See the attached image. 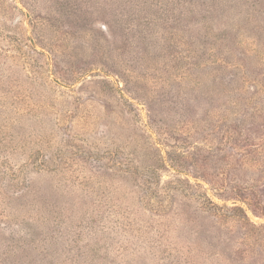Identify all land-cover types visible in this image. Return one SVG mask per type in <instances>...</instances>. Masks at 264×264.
<instances>
[{"label": "rangeland", "instance_id": "1", "mask_svg": "<svg viewBox=\"0 0 264 264\" xmlns=\"http://www.w3.org/2000/svg\"><path fill=\"white\" fill-rule=\"evenodd\" d=\"M248 3L0 0V264H157L163 246L181 264H264L248 250L264 226V0ZM116 167L244 215L144 194Z\"/></svg>", "mask_w": 264, "mask_h": 264}, {"label": "trees", "instance_id": "2", "mask_svg": "<svg viewBox=\"0 0 264 264\" xmlns=\"http://www.w3.org/2000/svg\"><path fill=\"white\" fill-rule=\"evenodd\" d=\"M251 1L245 0L246 3H248V2L251 3ZM163 165L165 166V168L169 167V165H168V163H166V161L163 162ZM159 172L160 171H158V169L152 168V169H146L144 172H140V174H139V171H136L134 169H126V168L116 167L112 171V174L117 175V177L119 179H122V180H123V178L127 179V177H131L135 180L137 179L138 182H140V178H141L142 181H141L140 186L142 188L141 189L142 193H144V194L150 193L151 195H156V196L161 194L163 197L167 198V197L171 196V194H169L167 192L171 191V189H173V191L176 189L179 192H181V194L185 198L190 199V200H194L195 202H197V206L201 211L208 213V214H211V216H213L214 218H219L220 220L230 210L232 212H234L235 210H238L241 213H243V215H244V210L241 207H238V206L230 207V206H226V205L220 206V205L212 202L207 197L206 192H204V190H202V186L199 184L186 183L184 186H182L181 185L182 181L176 180V182H174L173 180H170V181H166L163 185H161L163 182H161V181L159 182V179L161 177ZM91 178L92 177L87 176L85 179H83L81 186L89 187L90 182L92 181ZM67 181L73 187L78 186L80 183L79 178H76L75 176H70V178H68ZM119 181H121V180H119ZM164 186L166 187V190H164ZM182 190H183V192H182ZM178 191L175 192L174 195L178 194ZM160 207L162 209V212L167 214L172 210L173 206H170V205L168 206V205L162 204V206H160ZM230 214L233 215L234 213H230ZM243 226H244V224H243ZM251 228L254 232L253 233L254 236H250V237L247 236L248 239L250 240V246L251 247H250V249H248L250 252L253 251L254 249H256L255 246H258V247L264 246V239L262 238V231L264 230V226L252 224ZM245 244H247V243H244V245ZM245 246L246 247H243V248H244V250L247 251V248H249V247H248V245H245ZM238 253H239V251H238ZM152 256L155 258L157 264H181V259L183 257V255H182V253L178 247L169 248L168 246L167 247L163 246L161 248H158L153 253ZM154 263H155V261H154Z\"/></svg>", "mask_w": 264, "mask_h": 264}]
</instances>
